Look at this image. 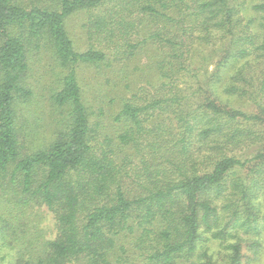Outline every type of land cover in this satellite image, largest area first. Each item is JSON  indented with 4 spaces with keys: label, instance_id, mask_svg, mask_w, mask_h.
I'll list each match as a JSON object with an SVG mask.
<instances>
[{
    "label": "trees",
    "instance_id": "16d2710c",
    "mask_svg": "<svg viewBox=\"0 0 264 264\" xmlns=\"http://www.w3.org/2000/svg\"><path fill=\"white\" fill-rule=\"evenodd\" d=\"M100 65L122 79L105 132ZM263 209L264 0H0L6 264H241Z\"/></svg>",
    "mask_w": 264,
    "mask_h": 264
},
{
    "label": "rangeland",
    "instance_id": "374dc122",
    "mask_svg": "<svg viewBox=\"0 0 264 264\" xmlns=\"http://www.w3.org/2000/svg\"><path fill=\"white\" fill-rule=\"evenodd\" d=\"M254 2V1H253ZM83 25V20L80 17H76L73 21L72 24V33H73V40L75 42L76 48H80L82 49L83 43L86 44L88 43V40H86L85 36H83L84 33V29L82 28ZM152 52H145L143 51V53L140 54V59L138 61V63L140 64H144L145 62H147V58L149 57V55H151ZM133 66V65H131ZM108 70V69H107ZM105 66L100 65L99 68H84L82 71V83L85 85V91L88 93V97L90 98V100L93 102L92 106H96V108H99V110H101L102 115L99 120L100 122L104 125V132L107 130L111 129V126L114 124V122H112V120H110V112L111 110L116 111L118 104H119V95L120 92L122 91V87L120 86V84L118 85V83L113 81H117L116 78L118 79V81H121L122 79L118 78V77H114L112 73L107 74L105 73ZM213 70V63L209 65L208 67V71L211 72ZM114 77V80H112V78ZM110 78L108 81L107 79ZM105 80L107 82H105ZM139 80V78H137V81ZM117 81V82H118ZM139 86H145L144 82L139 81L137 84V87ZM110 99L112 100V103L110 102ZM40 102V101H39ZM40 110L39 108V104H37V110H38V114L39 117L38 118L39 122L38 124L40 125L39 128L40 130L38 131H43L46 130V126H48L49 122H50V118L48 115V104L44 103L41 104L40 102ZM105 126H106V130H105ZM45 127V128H44ZM42 210L45 209L44 207L41 208ZM264 210V209H263ZM262 251L261 253L255 257L256 255H254L253 251L248 250L246 248V246L244 245V243L242 244V258H241V264H264V232L262 234ZM211 251L215 252V253H219V251L221 250L217 245H213L211 244ZM4 252L2 250H0V264H6L7 261H9V259L5 256Z\"/></svg>",
    "mask_w": 264,
    "mask_h": 264
}]
</instances>
